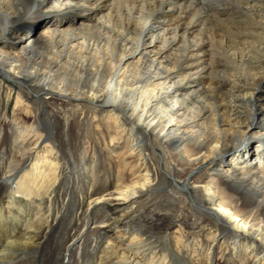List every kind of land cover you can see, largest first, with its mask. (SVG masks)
<instances>
[{"label":"bare ground","instance_id":"1","mask_svg":"<svg viewBox=\"0 0 264 264\" xmlns=\"http://www.w3.org/2000/svg\"><path fill=\"white\" fill-rule=\"evenodd\" d=\"M62 1L0 0V264H264V0Z\"/></svg>","mask_w":264,"mask_h":264},{"label":"rangeland","instance_id":"2","mask_svg":"<svg viewBox=\"0 0 264 264\" xmlns=\"http://www.w3.org/2000/svg\"><path fill=\"white\" fill-rule=\"evenodd\" d=\"M51 1L52 0H46V2L45 3H48V4H50L51 3ZM55 1H58V0H55ZM60 1H62V0H60ZM71 1V0H70ZM69 0H65V1H62V2H64V3H66V7H62V9H61V15H59V16H55V13L58 11V10H60L59 8H56V6L55 7H51L50 6V8H47L45 11H46V15L48 16L49 15V17H53L55 20H56V18H61V19H63V20H69L70 22H74L75 24H79V23H81L82 21H85V20H87L86 22H85V24H87L86 25V27L88 28L87 30H86V32L87 33H89V30L91 29V27H100L103 23H101L102 21H104L105 19H106V17L103 15L102 17H101V15L103 14V13H99V11H97V13H96V15L98 14V18H97V20H95V19H89V18H87V19H83V17H84V15H83V13L82 12H78V11H75V9H73V8H71V6H70V4L71 3H69L70 2ZM68 5V6H67ZM108 10L106 9L104 12L106 13ZM55 12V13H54ZM60 12V11H59ZM54 13V14H53ZM85 15H86V13H85ZM101 17V18H100ZM2 18H3V15H1L0 14V25H2ZM44 22H41V24H38L39 26L37 27L39 30L41 29V27H43L45 24H43ZM84 24V25H85ZM80 25V24H79ZM82 25V24H81ZM80 25V26H81ZM89 25V26H88ZM1 41H3V39H0V42ZM1 45V44H0ZM158 47L159 46H156L155 48V50H158ZM5 49L6 47L5 46H0V49ZM23 49V47H22V45H20L19 44V46H18V48H17V50H19V51H21ZM170 52H173V50H170ZM261 55H263V57H264V50H262L261 51ZM168 58V54H164L162 57H161V60L162 61H164V60H166ZM137 58H134V60L130 63V64H128V67L129 68H134V66H136V62H137ZM135 69V68H134ZM135 72H136V70H135ZM1 77V79H3L2 80V83H3V90H6V86L8 85V84H10V85H13L14 87H16V88H18V85H17V83L16 82H14V81H12V80H10V79H7V78H4V77H2V76H0ZM209 77H206L205 76V78H203V80H206V79H208ZM2 95V98H1V100H0V107H1V111H2V113L3 112H6V114H7V116H9L10 115V113H11V111H12V109H13V106H14V102H15V98L13 97V98H11V99H6L5 97V94L4 93H2L1 94ZM35 97V95H32V98H34ZM254 127H256V126H254ZM251 128H249V131H248V138L247 139H250V138H253V140L250 142V144L248 145V146H250L249 148H251L250 149V151H253V152H259L260 151V149H258L257 150V148H255L256 147V144H257V140H255V135H254V130H250ZM248 146L247 147H245V148H248ZM245 148H243L241 151L243 152L242 153V155H241V157L242 156H246V157H248L249 156V152H246V150H245ZM245 150V151H244ZM241 160V158H238V161H240ZM236 162H237V160H235ZM255 162L254 163H256V164H258L257 162V160L255 159L254 160ZM169 182L171 183V180H169ZM16 218V217H15ZM21 223H22V221H21ZM21 223H20V221H16V225L17 226H21ZM92 235H93V233H92ZM128 240H130V239H128ZM131 241V240H130ZM88 242V241H87ZM126 242H129V241H126ZM97 250V249H96ZM91 251V249H90V247H86L85 249H84V252L83 253H86V254H88L89 252ZM94 264H97V261L94 263Z\"/></svg>","mask_w":264,"mask_h":264}]
</instances>
